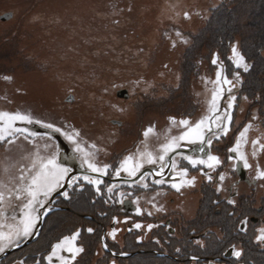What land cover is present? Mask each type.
<instances>
[{"label": "rangeland", "instance_id": "374dc122", "mask_svg": "<svg viewBox=\"0 0 264 264\" xmlns=\"http://www.w3.org/2000/svg\"><path fill=\"white\" fill-rule=\"evenodd\" d=\"M7 14L11 17L0 20V113H20L33 122L16 120L7 127L0 119V232L22 227L24 212L29 211L24 205L30 199L24 188L42 162L55 158L57 163L58 158L53 138L21 124H52L83 161L113 169L110 164L121 166L125 157L133 160L137 145L170 140L202 119L206 133L220 122L225 151L215 147L219 137L211 134L212 154L222 152L224 159H231V143L234 140V148L245 131H240L241 125L252 127L250 113L264 112V49L253 56L246 50L264 38V0H0V16ZM233 47L244 57L247 71L237 66ZM124 89L128 98L117 95ZM71 95L74 101H66ZM182 120L188 124L182 125ZM257 132L256 138L263 140L264 125H257ZM247 139L240 145L246 149ZM259 153L264 161V149ZM185 197V205L196 212L199 198H191L189 192ZM38 200L31 209L34 217H39L34 211ZM126 222L118 219V228ZM118 232L109 234L113 243L120 242ZM30 235L12 239L22 241ZM127 242L133 246L129 249L138 248ZM40 244L39 240L23 249L20 257L38 254ZM248 248L227 263L221 255L227 248L214 247L206 252L205 264H251V260L264 264L263 254L252 257L254 251ZM42 258L28 260L51 264ZM148 259L87 264H165Z\"/></svg>", "mask_w": 264, "mask_h": 264}, {"label": "flooded vegetation", "instance_id": "af4514ba", "mask_svg": "<svg viewBox=\"0 0 264 264\" xmlns=\"http://www.w3.org/2000/svg\"><path fill=\"white\" fill-rule=\"evenodd\" d=\"M256 114L262 116V119H258ZM250 116L254 125L249 128L241 123L244 128L239 129L243 131L247 127V132L250 130L252 136L246 132L247 134L240 138L238 152L231 151V159H224L222 152L216 151L220 163L211 168L206 164L193 165L185 157L207 161L208 156L213 155L208 143L211 134L219 137L215 147L221 149L223 137L220 135L223 130L219 121L211 133H206L207 126H203V140L177 139L179 146L167 154L162 146L173 138H179L184 132L181 131L179 135L167 139L168 142L162 140V143L158 141V144L147 147L144 144L139 148L137 145L136 155L134 153L130 162L131 166L137 163L141 165L135 175H129L118 163L110 164L113 169L97 167L101 171H93L65 140L70 154L74 153L85 170L93 175L81 174L73 168L60 165L57 158V164L69 171L59 181L55 191L68 177L71 181L69 187L61 195H56L52 201L51 196L55 191L49 196L39 195L40 208L49 209L39 236L30 245L5 257L0 264H32L29 260L39 255L51 264L60 263L61 258L69 259V264H83L94 260L108 262L112 259L122 262L133 257H138V263L149 258L150 262L162 260L165 264H205L206 252H211L214 247L216 250L219 246L227 248L221 252V255L225 256L222 260L227 263H230L231 257L234 258L233 253L238 247L241 254L244 249L250 247L248 250L254 251L252 257L255 254L264 256V241L256 238L264 229V177L257 175L258 170L264 171V161L259 153L264 149L260 147L264 145V139H257L255 136L258 134L257 125H264V112L252 111ZM214 120H217V115ZM28 125L31 124L24 123L20 127L29 130L26 127ZM207 135L206 146L211 152L208 156L200 145ZM246 136L247 149L240 146ZM238 138L239 135L236 140ZM253 141L257 143L254 144ZM193 144H199V148L195 154H189L188 146ZM231 144L230 149L234 146V140ZM221 150L225 151L223 148ZM148 154H151L153 163L148 162ZM240 154L247 160L249 167L244 166V159L240 158ZM161 155L164 156L163 160L160 159ZM117 169H120L119 175ZM185 169L186 174H182ZM70 173L73 175L69 176ZM221 176L223 180L220 179ZM123 178L137 179L129 182L122 181ZM193 178L195 179L191 185L183 183ZM94 180H99L100 183L90 182ZM157 181L160 183H156ZM173 184L179 185V190L172 187ZM186 192H189L191 198L200 193L196 197L199 198L196 212L192 213L185 205ZM64 193H67V196ZM39 206L37 204L36 208ZM137 209L140 210L139 213ZM118 219H128L129 222L120 229L117 226ZM135 224H140L141 227L135 228ZM149 225L152 227L149 228ZM89 228L93 231L89 232ZM113 230L115 233L119 230L122 235L120 242L116 240L113 243L109 237ZM76 232H79V235L72 243L75 245L77 241L76 247L83 248L84 254L77 255L73 260L72 253L65 245L56 255H51L53 245ZM128 239L138 248L129 249L133 246L127 242ZM39 240L43 249L38 254L29 253L20 257L23 249L30 248ZM45 245L48 248H44ZM100 251L103 254L99 255ZM150 257L156 258L153 260ZM250 263L254 264V261L251 260Z\"/></svg>", "mask_w": 264, "mask_h": 264}, {"label": "snow or ice", "instance_id": "6c2138e0", "mask_svg": "<svg viewBox=\"0 0 264 264\" xmlns=\"http://www.w3.org/2000/svg\"><path fill=\"white\" fill-rule=\"evenodd\" d=\"M233 54L236 57V64L237 66H241L243 65L245 71H247L248 69V65L244 64V57L242 55H240L236 48L233 47ZM216 61L213 60V63H215ZM219 75V73H218ZM5 79H10V77H5ZM226 83H228V81H225ZM234 99V98H233ZM216 100H217V94L213 93V99L211 101L212 104V111L216 110ZM229 107H231V104H229ZM0 119H4L7 122V127H11V122L12 121H16V120H21V121H27L28 123H32V119L31 117L27 116V115H23L20 113H16V114H9V113H0ZM36 123H40V121H36ZM180 123L182 125H187L188 121L187 120H182L180 121ZM205 124V120L202 119L201 121L197 122L195 124V126L190 127L188 129V131L184 132L179 138H173L171 141H169L167 144L163 145V150L164 153L167 154L168 152L172 151L175 147H178V143H177V139L179 140H203L204 139V135H203V126ZM47 128H53L54 126L52 124H46L44 125ZM55 131H59L58 128L54 129ZM17 131H21L20 129H17ZM26 131V130H25ZM152 131L151 128L147 129L145 132V135L147 136L150 132ZM224 132L225 134L227 133V127L225 126L224 128ZM247 132V128L245 129L244 132H241L240 136L244 137L245 134ZM77 135H79V133H77ZM0 139H3V136H0ZM69 140H72L73 137L72 136H68ZM209 144H211V140L208 141ZM253 143H257V141H253ZM239 144L240 141L237 140V144L236 147L230 149V151L233 152H238L239 149ZM261 147H264V145H262ZM77 150L82 151V149H80L79 145H77ZM186 159L189 160V162L193 165H196L197 163L199 164H206L209 168L213 167L215 164H219L220 161L218 159V157L213 156V155H209L207 158V161L205 160H194L191 157H185ZM240 158L244 159V166L245 167H249L247 160L243 157L242 154H240ZM160 159L163 160L164 156L161 155ZM132 161V157H125L124 161L121 164V167L127 171L129 173V175H135L136 172L139 170L140 168V164L137 163L134 166H131L130 162ZM85 163L88 164V167L91 168L93 171H101V169H98L95 164L89 162L88 160L84 161ZM148 162L149 163H153V159L151 157V154H148ZM105 168H107L108 166L105 165ZM69 170L67 168H63L61 166H59L56 161L55 158H51L48 159L46 162H42L40 164V170L31 177L30 183L24 188V191L27 193V195L30 197V199L28 200V202L24 205L25 209H28L29 211H25L23 218L21 220V225L22 227H18L14 232L13 231H9L7 233L4 232H0V252L4 251V248L7 247L8 244L12 243V237L15 236H28L31 234V230L35 224L36 219H38V217H34L32 215V205L34 203L37 202V198L39 195L43 194L44 196H48L51 194V192H53L55 190V188L57 186H59V181L61 179H63L64 175L67 174ZM119 171L120 169H117V175H119ZM186 169L183 171L182 174H186ZM258 177H264V171H260L258 170L257 173ZM193 178L192 180H185L183 181V183L185 184H189L191 185L194 182ZM209 179H211V177H209ZM221 180H223V176L220 177ZM91 183H95V184H99L100 181L99 180H94V181H90ZM156 183H160V181H157ZM172 187L177 188V190H179V185L177 184H173ZM111 189H109L110 191ZM65 196H67V193H64ZM2 198V197H0ZM229 203H235L234 201H229ZM139 209H137V212L139 213ZM135 228H140L141 225L140 224H135L134 225ZM149 228L152 227V225L148 226ZM89 232H92L93 230L91 228L88 229ZM115 234V230H113V233H110V235L114 236ZM79 235V232L73 233V235L71 237H64V239L62 241H60L59 243L55 244L52 246V254L51 255H56L57 251L63 247H65V245H68L67 250L69 252L72 253V259L75 260L76 256L83 252L84 249L81 247H76L72 242L76 240L77 236ZM257 240H261L264 241V229L261 230V235L256 237ZM7 242V243H4ZM177 251H179V249H177ZM235 256H240L241 253L239 251H235L233 253ZM51 257H49L50 259ZM61 264H69V262L64 259L61 258Z\"/></svg>", "mask_w": 264, "mask_h": 264}, {"label": "water", "instance_id": "95a60500", "mask_svg": "<svg viewBox=\"0 0 264 264\" xmlns=\"http://www.w3.org/2000/svg\"><path fill=\"white\" fill-rule=\"evenodd\" d=\"M10 17H11L10 14L2 15V16H0V20H5V19H8ZM117 95L119 97H122V98H128L129 97L128 91L126 89L120 90L117 93ZM66 101L73 102L74 97L71 95L66 99ZM111 123L118 125V126H120L122 124L121 122H119L117 120H112ZM26 127L30 131H32L36 134L47 135V136H50L51 138H53V140L56 142L57 147H58V163H60V165L73 168L78 173H81V174L93 175L89 171L85 170L84 166L79 163L78 157L75 156L74 153L70 154V152L68 150L69 148L67 147V143L65 142V140L63 139V137L61 136V134L58 131H55L52 128H47L45 126L39 125L37 123L28 125ZM207 140H208V135H207L206 140L203 141L202 144H200L204 148V152H205L206 156H208L211 153L210 148L208 146H206ZM188 147H189V150L187 152L189 154H195V151L199 148V144L189 145ZM66 153L70 154V155L68 156ZM70 175H73V173H70L69 176ZM136 179L123 178L122 181L127 180V181L131 182V181H135ZM70 182H71L70 178L68 177L66 179V181L63 183V185L57 191H55L54 194L51 196V201L56 195H61L63 192H65L66 189L69 187ZM41 211H43V212H41ZM48 212H49V209H47L45 207L38 209L39 219H38V222H37L32 234L28 238H26L21 244H13L10 247H7L6 249H4V251L0 253V261L3 260L5 257H7L10 254V252L16 251V250H18V249H20L26 245L31 244L36 239V237L39 236L44 218L48 214Z\"/></svg>", "mask_w": 264, "mask_h": 264}, {"label": "trees", "instance_id": "16d2710c", "mask_svg": "<svg viewBox=\"0 0 264 264\" xmlns=\"http://www.w3.org/2000/svg\"><path fill=\"white\" fill-rule=\"evenodd\" d=\"M259 15H260V13L257 16H259ZM259 23H260V21H259ZM263 23H264V21H263ZM228 24H229L228 21H226V26H228ZM226 26H225V28H226ZM262 32L264 34V29L262 30ZM262 49H264V38L261 39L260 45H255V47H251L250 49H246V50H248L249 54L253 56L254 54H258L260 52V50H262ZM244 54H246V53L244 52ZM62 226H64V225H62Z\"/></svg>", "mask_w": 264, "mask_h": 264}, {"label": "bare ground", "instance_id": "6f19581e", "mask_svg": "<svg viewBox=\"0 0 264 264\" xmlns=\"http://www.w3.org/2000/svg\"><path fill=\"white\" fill-rule=\"evenodd\" d=\"M15 191L16 192H18V193H20L21 192V189L20 188H16L15 189ZM19 196V195H18ZM39 202H41V201H39ZM6 209V208H5ZM14 209H16L17 210V208H16V206L14 207ZM15 238H13L12 239V241H14V242H17V243H14V244H21V241H17V240H14ZM7 243V242H6ZM10 245V244H9ZM13 245V244H12ZM8 246V245H7ZM10 247V246H9ZM5 249V248H4ZM19 250H21V249H19ZM19 250H17V251H19ZM17 251H12V252H10V254L9 255H11V254H14V253H16ZM2 261V260H1Z\"/></svg>", "mask_w": 264, "mask_h": 264}]
</instances>
